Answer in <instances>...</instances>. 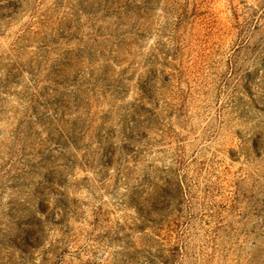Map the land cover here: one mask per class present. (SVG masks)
<instances>
[{
    "label": "rangeland",
    "instance_id": "374dc122",
    "mask_svg": "<svg viewBox=\"0 0 264 264\" xmlns=\"http://www.w3.org/2000/svg\"><path fill=\"white\" fill-rule=\"evenodd\" d=\"M0 264H264V0H0Z\"/></svg>",
    "mask_w": 264,
    "mask_h": 264
}]
</instances>
